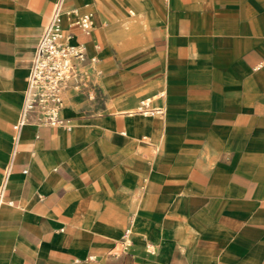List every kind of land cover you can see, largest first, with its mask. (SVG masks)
I'll list each match as a JSON object with an SVG mask.
<instances>
[{"label":"crops","instance_id":"obj_1","mask_svg":"<svg viewBox=\"0 0 264 264\" xmlns=\"http://www.w3.org/2000/svg\"><path fill=\"white\" fill-rule=\"evenodd\" d=\"M56 1L0 0V264H264V0H64V122L14 131Z\"/></svg>","mask_w":264,"mask_h":264},{"label":"built area","instance_id":"obj_2","mask_svg":"<svg viewBox=\"0 0 264 264\" xmlns=\"http://www.w3.org/2000/svg\"><path fill=\"white\" fill-rule=\"evenodd\" d=\"M74 16L70 25H76L84 33L92 27L90 14L78 15L75 10H65L64 0H57L50 21L39 36L33 59L27 75L25 102L20 109L17 121L12 125L14 131L26 123L29 111H35L40 125L55 127L64 121L61 118L62 93L71 81L76 80V62L84 59L81 44L71 45L69 35H63L61 26L63 16ZM7 173L0 183V205L4 200Z\"/></svg>","mask_w":264,"mask_h":264}]
</instances>
